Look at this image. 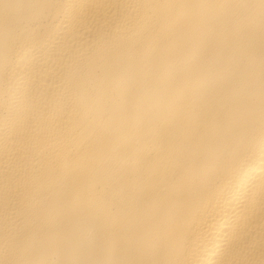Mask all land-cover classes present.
Listing matches in <instances>:
<instances>
[{
  "label": "bare ground",
  "instance_id": "6f19581e",
  "mask_svg": "<svg viewBox=\"0 0 264 264\" xmlns=\"http://www.w3.org/2000/svg\"><path fill=\"white\" fill-rule=\"evenodd\" d=\"M0 264H264V0H0Z\"/></svg>",
  "mask_w": 264,
  "mask_h": 264
}]
</instances>
